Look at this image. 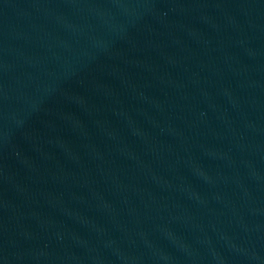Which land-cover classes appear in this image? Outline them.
I'll use <instances>...</instances> for the list:
<instances>
[{
    "label": "water",
    "instance_id": "water-1",
    "mask_svg": "<svg viewBox=\"0 0 264 264\" xmlns=\"http://www.w3.org/2000/svg\"><path fill=\"white\" fill-rule=\"evenodd\" d=\"M0 264H264V0H0Z\"/></svg>",
    "mask_w": 264,
    "mask_h": 264
}]
</instances>
